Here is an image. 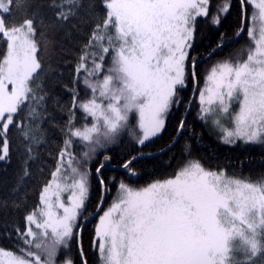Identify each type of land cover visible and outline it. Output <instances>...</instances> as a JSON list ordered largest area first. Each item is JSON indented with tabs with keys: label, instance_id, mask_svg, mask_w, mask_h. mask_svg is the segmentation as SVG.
<instances>
[{
	"label": "snow or ice",
	"instance_id": "1",
	"mask_svg": "<svg viewBox=\"0 0 264 264\" xmlns=\"http://www.w3.org/2000/svg\"><path fill=\"white\" fill-rule=\"evenodd\" d=\"M0 264H264V0H0Z\"/></svg>",
	"mask_w": 264,
	"mask_h": 264
},
{
	"label": "trees",
	"instance_id": "2",
	"mask_svg": "<svg viewBox=\"0 0 264 264\" xmlns=\"http://www.w3.org/2000/svg\"><path fill=\"white\" fill-rule=\"evenodd\" d=\"M240 154V150H230L225 146L218 145L217 142L211 137L207 138L205 147L201 152V155H204L206 158L218 159L221 163H225L228 158L239 156ZM254 155L258 158L259 152L257 151L254 153Z\"/></svg>",
	"mask_w": 264,
	"mask_h": 264
}]
</instances>
